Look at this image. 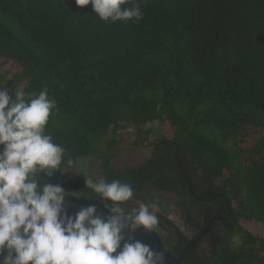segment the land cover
I'll list each match as a JSON object with an SVG mask.
<instances>
[{"label":"trees","instance_id":"16d2710c","mask_svg":"<svg viewBox=\"0 0 264 264\" xmlns=\"http://www.w3.org/2000/svg\"><path fill=\"white\" fill-rule=\"evenodd\" d=\"M141 9L138 23H107L75 0H0V86L13 98L47 87L57 101L46 132L66 151L45 180L89 199L84 179L60 178L69 159L95 156L101 179L130 182L134 199L172 192L183 212L197 204L181 184L192 170L238 222L204 263L264 264V239L239 223L264 226V0H143ZM121 122L138 144L150 123L173 133L149 143L143 165L117 172L116 140L105 136ZM164 221L163 244L178 256L186 240ZM185 264H198L193 252Z\"/></svg>","mask_w":264,"mask_h":264},{"label":"clouds","instance_id":"9594fccd","mask_svg":"<svg viewBox=\"0 0 264 264\" xmlns=\"http://www.w3.org/2000/svg\"><path fill=\"white\" fill-rule=\"evenodd\" d=\"M142 2L75 0L80 7L90 4L107 23H138ZM57 110L47 87L39 93L15 90L13 98L0 86V264H165L162 252L131 235L155 230L158 204L124 207L136 196L130 182L86 178L87 197L98 196L111 214L101 217L95 206L66 214L65 190L45 180L61 170L65 157L66 149L46 132Z\"/></svg>","mask_w":264,"mask_h":264},{"label":"rangeland","instance_id":"374dc122","mask_svg":"<svg viewBox=\"0 0 264 264\" xmlns=\"http://www.w3.org/2000/svg\"><path fill=\"white\" fill-rule=\"evenodd\" d=\"M147 128L150 130L147 138L143 139V142L138 144V137L136 129L131 125L124 122L119 124V127L113 131L109 129L108 134L105 136L108 138L114 135L116 145L114 149V157L112 159V167L118 172L124 168H133L143 165L150 156L151 147L149 143L156 141L162 135L171 137L173 133V127L168 123H150ZM99 159L95 156L82 157L76 162L67 165L61 174V181H69L74 178H92L94 180L101 179V172L97 165ZM192 171V170H191ZM200 177L198 174L191 172V178L196 183ZM157 203L158 211L156 215L164 217L167 221H172L177 227L183 229L182 222L180 220L179 205L183 204L179 198L175 197L173 193L161 191L157 189L145 190V197L141 199H133L125 202L124 207L133 208L137 207L139 203ZM240 225L247 228L252 234L264 239V226L260 223L252 221H239ZM167 226V225H166ZM161 235H166V231L160 228ZM159 233V232H158ZM160 234V233H159ZM237 242V241H235Z\"/></svg>","mask_w":264,"mask_h":264},{"label":"flooded vegetation","instance_id":"af4514ba","mask_svg":"<svg viewBox=\"0 0 264 264\" xmlns=\"http://www.w3.org/2000/svg\"><path fill=\"white\" fill-rule=\"evenodd\" d=\"M182 177V187L192 195L197 204L194 207L189 205L187 208L184 207L183 212L179 210L183 229L177 227L172 221H169L170 228L175 240L180 235L187 244L190 240L197 238L190 253L193 252V258L198 264H205L202 254L211 255L222 248L231 237L232 231L237 228L238 222L232 215L233 204L223 193L213 188L216 185L206 183L201 177H198L199 181L196 183L191 178V171L182 170ZM175 197L177 198L176 195ZM164 219L159 216L158 225L155 228L162 239L166 235L162 236L159 229L163 228L164 231L169 229Z\"/></svg>","mask_w":264,"mask_h":264},{"label":"water","instance_id":"95a60500","mask_svg":"<svg viewBox=\"0 0 264 264\" xmlns=\"http://www.w3.org/2000/svg\"><path fill=\"white\" fill-rule=\"evenodd\" d=\"M190 191L193 193V190L191 188H190ZM89 206H95L97 209L96 214L101 215V217H107L108 215L111 214L110 209L106 208L104 206V203L99 202L97 200L86 199L80 196H76L73 194H67V193L64 197L63 208L66 214L69 216H74L81 208H87ZM124 235H125V238L127 239V236L129 235L127 230H125ZM131 235L133 236L134 240H138L144 244H148L155 250L162 252L165 257V264H185L190 251L192 250V248L195 246L197 242V238L190 240L186 244V246L183 248L181 253L178 256H174L164 246L162 238L160 237V235L158 234L156 230L151 231V232H146L145 230L140 228V229H137L134 233H131ZM122 245H123V241L121 242V246ZM113 255H115V253H113ZM2 258L3 256L0 255V259Z\"/></svg>","mask_w":264,"mask_h":264}]
</instances>
